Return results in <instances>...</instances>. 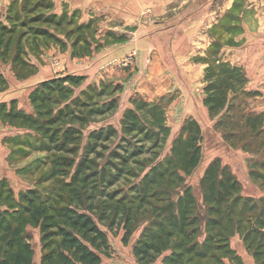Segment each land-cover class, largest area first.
I'll use <instances>...</instances> for the list:
<instances>
[{"label": "rangeland", "instance_id": "rangeland-1", "mask_svg": "<svg viewBox=\"0 0 264 264\" xmlns=\"http://www.w3.org/2000/svg\"><path fill=\"white\" fill-rule=\"evenodd\" d=\"M35 1L0 0V25L5 26V29L0 28V91L7 88L9 90L5 91L4 97L16 96V108L20 104L23 109L32 111L29 96L42 77L71 74L82 78L78 85H74L72 95L81 99L86 97L83 89H94L91 91L96 95L91 99V107L103 110L111 98H116L113 108L96 111L88 116H85L86 109H82V112L75 109L85 116L76 123L83 133L82 143L93 129L110 128L113 131L109 139L97 140L96 150L89 155L99 166L109 159L111 151L128 157V161H123L120 157L114 160L122 165L123 171L106 189L111 193L116 192L114 199L120 200L121 205L132 206L134 226L127 242H124L122 214L114 217V223H110L113 214H109L106 219H99L97 214L94 215L107 238V247L101 254L99 264H145L135 257L133 245L153 219L154 208L166 203V197L176 200L186 187L201 202V178L205 168L215 158L219 159L221 165H226L227 170L238 181L241 200L236 206L231 223L224 222L227 218L223 220L225 233L220 228L216 229L219 235L212 240L215 247L222 243L219 237H224L229 254L226 255L224 249L220 248L211 250L208 258L196 260L194 264H202L204 261L209 264H258L252 250L243 240V232L247 227L244 226L247 225V217H253L254 222L256 216V219L261 217L264 225L263 90L250 85L242 68L235 64L240 70L237 73H241V78L229 76L225 78L227 82H221L226 88L229 101L218 112L211 111L205 99L210 97L212 91L206 88L208 82L204 79V74L203 81L196 82L195 97L185 99L180 96L178 89L167 91L166 59L159 64L164 80L157 83L152 81L150 75L147 76L152 68L150 64L153 50L150 52L144 48L141 51L133 48L124 52V48L115 47L125 39L138 38L143 43L138 44V48H141L150 39V36L136 32L137 26L144 23V17L135 18V23H125L127 20L121 17L122 13L119 11L118 4L121 0H93L91 7L90 0H47L51 2L50 8L41 6L32 10L30 8ZM99 1L100 7L105 5V11L101 14L98 9ZM53 12L57 14L56 19L63 16L60 24L45 20V16ZM228 13L229 18L232 17L233 14ZM37 14L42 19L36 20L34 16ZM226 20L227 17L221 22V31L225 30L224 32L228 23ZM6 41L7 46L4 45ZM219 42L215 38L214 50L204 57L208 65L230 63L224 57L225 52L221 53L219 50L222 45ZM17 55L19 62L16 63L13 59ZM4 97L0 95V102L5 101L1 100ZM133 99L144 100L149 104L139 111L140 123L147 128L149 135L138 129L128 133L121 123L125 109L135 106ZM153 105L155 108L152 109ZM191 120L194 123H190ZM184 125L188 129L182 130ZM164 126L165 133L162 131ZM11 128L13 133L9 139L8 155L11 171L9 175L5 174V177L0 178V211L6 208L21 209V202L24 201H20V193L28 188L35 189L42 197H50L51 203H59L55 200L57 197L64 200L65 194H57L53 190L58 187L57 181L64 180L62 175L58 174L60 178L47 177L53 159L60 154L41 142V136L32 129L14 123H11ZM196 128L200 159L190 173H185L181 169L186 147L183 143L192 136ZM178 137L175 154L173 142ZM136 147L141 148L138 155H126V152ZM169 159H172V163H181V167L166 165ZM153 168L155 170L151 172ZM159 171L165 175L157 179L155 185L142 188L143 177L147 174V179H150L149 176L153 177ZM144 189L149 193L155 192L156 195L146 197L143 201ZM58 190L61 191V188ZM243 198H250L255 207L246 211L240 229L237 227L236 217ZM202 205L205 206L204 203ZM262 207L263 214L257 215ZM24 232L33 247L34 264H39L42 251L39 226L26 217ZM198 234V241L203 240L204 226L200 227ZM167 254L169 251L164 250L147 264H162Z\"/></svg>", "mask_w": 264, "mask_h": 264}, {"label": "trees", "instance_id": "trees-1", "mask_svg": "<svg viewBox=\"0 0 264 264\" xmlns=\"http://www.w3.org/2000/svg\"><path fill=\"white\" fill-rule=\"evenodd\" d=\"M41 6L45 9L50 8L51 2L36 0L30 9L35 10ZM55 16H57L56 13H50L45 16V20L54 21L56 25L60 24L63 16H58L57 19ZM34 18L37 20L41 16L37 14ZM0 28L5 29V26L0 25ZM6 42L5 46L8 45ZM13 61L19 62L18 55ZM238 71H240L238 67L226 62L218 65L212 63L205 68L204 79L208 82L206 88L212 91L210 97L205 99L209 110L218 112L229 101L226 88L221 82H227L225 78L229 76L241 78V73L238 74ZM81 79L77 75L64 74L38 82L29 96L33 106L30 112L15 109L13 104L6 111L5 104L0 103V111H3L4 116L12 124L32 129L41 136V142L60 154L53 159V165L47 177L60 178L58 177L60 173L64 180L57 181L58 187L53 190L57 194H65V199L61 201L57 197L55 200L59 203L55 204L51 203L50 197H42L35 189L28 188L27 191L20 193V201H24V203L21 202V209L6 208L0 211V264H34L33 247L24 232L26 217L39 226L42 244L39 264H99L101 254L107 247V238L94 218L96 214L99 219H106L109 214H113L110 223H114V217L122 214L124 242H127L132 232L134 226L132 206L121 205L120 200L114 199L116 192L111 193L106 189L119 178L123 171L122 165L120 166L114 160L120 157L123 161H128V157L111 151L109 159L99 166L89 155L96 150L97 140L110 138L112 129H93L82 143L83 133L81 127L76 125L79 120L91 113L113 108L116 98H111L103 110L91 107V99L96 95L91 91L94 90L93 88L83 89L86 97L81 99L72 95L74 85H78ZM217 81L220 83L217 84ZM132 101L135 106L125 109L121 123L128 133L138 129L139 132L149 135L147 128L140 123L139 116V111L149 104L144 100L133 99ZM55 106L58 107L55 108ZM154 106L151 108H155ZM75 109L81 112L82 109H86L87 113L83 116ZM190 123L194 122L191 120ZM186 129L188 128L184 125L182 130ZM197 130L196 128L192 136L183 143L186 147L183 151L184 165L181 169L185 173H190L200 159V148L196 140ZM162 131L166 132L165 126ZM178 139L179 137L173 142L172 149L175 154ZM140 149L136 147L130 151L131 153L126 152V155L136 156L140 153ZM80 150H82L81 153ZM171 161L172 159L167 160L166 165L174 164L181 167V163L175 164ZM227 168L226 165H221L218 158L208 164L201 178V202L195 193L186 187L176 200L166 197V203L154 208L153 219L133 245V253L138 261L150 263L164 250H168L169 254L163 258L162 264H194L196 260L208 258L211 250L219 248L224 249L226 255L229 254L230 250L226 248L227 241L224 237H219L222 243H218L215 247L212 242L213 238L219 235L216 229L220 228L221 232L224 231L223 220L227 218L224 222L231 223L236 206L241 200V195L238 193L239 183ZM154 170L155 168L151 172ZM164 175L165 173L159 171L158 174L155 173L153 177L149 176L150 179H147L146 174L141 182V186L144 185L142 188L155 185L156 180ZM58 188H61V191ZM155 195V192L149 193L144 189L142 200L145 201L146 197L152 198ZM243 199L236 217L237 227L240 229L244 223L246 211L253 210L255 207L250 198ZM227 211L228 214H226ZM259 214H263V207L257 215ZM252 218L247 217L243 240L252 250L251 253L256 262L262 264L264 262L262 261L264 260L262 259L264 256L263 219L261 217L256 219V216L254 222ZM202 226L205 228V235L203 240L198 241V231ZM202 264L209 263L204 261Z\"/></svg>", "mask_w": 264, "mask_h": 264}, {"label": "crops", "instance_id": "crops-1", "mask_svg": "<svg viewBox=\"0 0 264 264\" xmlns=\"http://www.w3.org/2000/svg\"><path fill=\"white\" fill-rule=\"evenodd\" d=\"M92 2L89 1L90 7ZM118 5L121 17L127 20L125 23L145 18L136 32L150 39L141 48L138 44L143 43L138 38L125 39L115 47L124 48V52L133 48L153 50L152 68L147 76L157 83L164 80L159 64L166 59L168 92L178 89L185 99L195 97L196 82L203 81L209 64L204 57L214 48L216 38L222 44L219 50L225 52L226 60L240 66L250 85L261 88L264 93V0H121ZM101 7H98L99 14L105 11ZM228 12L232 17L229 18ZM226 17L224 32L221 22ZM47 78L42 77L40 81ZM5 91L8 88L0 91V95L4 97ZM6 97L0 103L5 104L7 111L12 104L15 107L17 97ZM15 109L30 112L20 104ZM11 130V122L0 111V178L11 171L8 156Z\"/></svg>", "mask_w": 264, "mask_h": 264}]
</instances>
